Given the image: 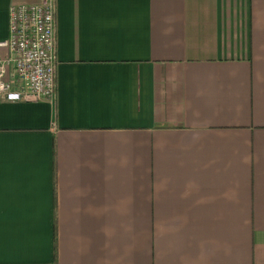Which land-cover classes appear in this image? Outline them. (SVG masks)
I'll use <instances>...</instances> for the list:
<instances>
[{
  "label": "crops",
  "instance_id": "obj_1",
  "mask_svg": "<svg viewBox=\"0 0 264 264\" xmlns=\"http://www.w3.org/2000/svg\"><path fill=\"white\" fill-rule=\"evenodd\" d=\"M55 3L56 97L0 103V264H264V0Z\"/></svg>",
  "mask_w": 264,
  "mask_h": 264
},
{
  "label": "built area",
  "instance_id": "obj_2",
  "mask_svg": "<svg viewBox=\"0 0 264 264\" xmlns=\"http://www.w3.org/2000/svg\"><path fill=\"white\" fill-rule=\"evenodd\" d=\"M56 14L55 0L11 6L9 37L0 42V103L56 97Z\"/></svg>",
  "mask_w": 264,
  "mask_h": 264
}]
</instances>
